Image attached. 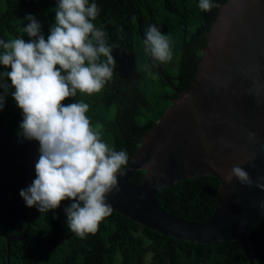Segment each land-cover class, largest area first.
Masks as SVG:
<instances>
[{
    "label": "trees",
    "instance_id": "obj_1",
    "mask_svg": "<svg viewBox=\"0 0 264 264\" xmlns=\"http://www.w3.org/2000/svg\"><path fill=\"white\" fill-rule=\"evenodd\" d=\"M57 2L0 0V39H31L23 33L29 23L23 18L28 14L35 16L47 38L55 23ZM88 2L99 8L94 25L106 32L109 45H118L112 52L116 61L114 75L100 92L88 95L78 91L62 103H87L86 115L92 127L99 130L101 139L111 148L127 151L130 161L142 137L179 97L176 90L184 91L193 85L203 49L221 5L227 0H211L214 7L210 11L201 10L199 0ZM150 25L160 28L169 40L170 61L161 63L145 53L144 32ZM0 71L10 68L0 65ZM10 92L0 110V134L21 135L22 110ZM144 174L145 170H137L130 181L139 185ZM220 185L216 176H197L161 190L156 199L168 213L202 222L215 210ZM27 186L22 163L0 161V264H250L238 240L198 244L168 237L114 209L95 233L79 238L67 228L64 209L70 199L47 213L24 202L16 212L31 222L28 237L8 244L7 235H21L28 226L11 213V206L22 198L20 190ZM246 243L255 264H264V215L248 233Z\"/></svg>",
    "mask_w": 264,
    "mask_h": 264
},
{
    "label": "water",
    "instance_id": "obj_2",
    "mask_svg": "<svg viewBox=\"0 0 264 264\" xmlns=\"http://www.w3.org/2000/svg\"><path fill=\"white\" fill-rule=\"evenodd\" d=\"M176 91L179 97L142 137L126 174L118 175L121 191L108 194L106 203L168 237L198 244L238 240L255 264L246 238L264 215V189L255 183L264 177V0L221 5L193 85ZM249 133L255 137L249 139ZM39 147L36 140L0 134V161L22 163L29 186ZM233 165L243 167L254 183L242 185L235 177L225 181ZM137 170H145L139 185L130 181ZM205 175L221 181L215 210L206 221L170 214L156 199L161 190ZM24 202L13 204L11 213L28 226L21 235H7L8 244L28 237L31 222L16 212Z\"/></svg>",
    "mask_w": 264,
    "mask_h": 264
},
{
    "label": "clouds",
    "instance_id": "obj_3",
    "mask_svg": "<svg viewBox=\"0 0 264 264\" xmlns=\"http://www.w3.org/2000/svg\"><path fill=\"white\" fill-rule=\"evenodd\" d=\"M198 6L203 11L214 7L211 0H199ZM98 14L97 4L88 0H58L47 38L35 16L28 14L23 18L29 21L23 33L31 39H0V65L10 68L0 71V110L14 89L10 94L23 115L20 134L40 145L35 179L20 190V196L26 206H35L41 213L70 199L64 209L67 228L79 238L95 233L99 223L111 215L107 195L121 191L118 175L126 174L129 163L127 151L111 148L92 127L87 103H62L78 91L100 92L114 75L112 52L118 45H109L106 32L94 25ZM143 44L154 60L172 59L170 42L156 25L144 32ZM248 136L252 139L255 133ZM233 177L242 185L254 183L239 165H233L224 180L230 183ZM261 181L264 177L257 178L256 186L264 189Z\"/></svg>",
    "mask_w": 264,
    "mask_h": 264
}]
</instances>
